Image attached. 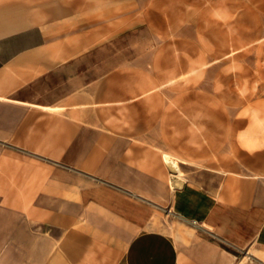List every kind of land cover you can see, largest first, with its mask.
I'll return each instance as SVG.
<instances>
[{"label": "crops", "instance_id": "1", "mask_svg": "<svg viewBox=\"0 0 264 264\" xmlns=\"http://www.w3.org/2000/svg\"><path fill=\"white\" fill-rule=\"evenodd\" d=\"M250 1L240 23L264 34V0ZM43 3L0 0V207L35 225L42 264H235L245 252L264 264V149L249 173L173 187L156 153L172 147L157 131L173 107L156 91L155 44L124 58L106 15L77 22ZM167 209L197 234L185 257Z\"/></svg>", "mask_w": 264, "mask_h": 264}, {"label": "rangeland", "instance_id": "2", "mask_svg": "<svg viewBox=\"0 0 264 264\" xmlns=\"http://www.w3.org/2000/svg\"><path fill=\"white\" fill-rule=\"evenodd\" d=\"M43 5L45 10L57 9L60 16L75 9L77 22H98L106 15L109 41L129 49L124 58H133L155 44L154 70L150 69L156 75V91L163 94L165 90V106L173 107L170 130L157 131L170 134L172 147H156L169 181L172 170L166 154L180 163L182 182L186 177L201 178L206 172L211 175L212 169L249 173L252 163L259 165L264 149V112H260L264 106V49H260L264 34L249 24L254 18L248 17L247 26L240 23L245 10L258 2L44 0ZM109 52L116 57L115 49ZM237 101L240 107L234 114ZM178 107H187V113ZM234 119L246 121L237 129L232 125ZM169 213L167 209L162 226L180 240L183 255L189 254L197 234L189 228L191 224ZM35 231V225L20 213L0 207V264H42V257L37 256L45 253L46 245L42 238L37 245ZM235 264L260 263L245 252Z\"/></svg>", "mask_w": 264, "mask_h": 264}, {"label": "bare ground", "instance_id": "3", "mask_svg": "<svg viewBox=\"0 0 264 264\" xmlns=\"http://www.w3.org/2000/svg\"><path fill=\"white\" fill-rule=\"evenodd\" d=\"M239 107H240V103L237 101V104L234 106L232 113L234 114L238 113ZM245 121L239 122L234 119L233 120V124L235 125L234 127L238 129L241 123H244ZM165 161L171 167V170H172L171 178H170L172 186L176 187V186L181 185L182 180L180 178V174H181L180 163L175 158L171 157L168 154L165 155Z\"/></svg>", "mask_w": 264, "mask_h": 264}]
</instances>
